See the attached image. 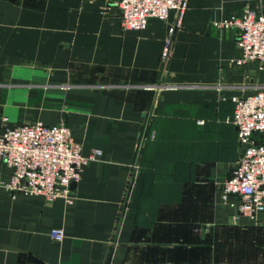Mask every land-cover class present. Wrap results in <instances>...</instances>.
Segmentation results:
<instances>
[{
  "label": "crops",
  "instance_id": "obj_1",
  "mask_svg": "<svg viewBox=\"0 0 264 264\" xmlns=\"http://www.w3.org/2000/svg\"><path fill=\"white\" fill-rule=\"evenodd\" d=\"M115 2L0 0V125L63 122L102 152L73 203L12 197L0 162V264H264V215L221 197L241 155L231 98L264 69L232 65L238 31L213 24L264 0H189L173 35L124 29Z\"/></svg>",
  "mask_w": 264,
  "mask_h": 264
},
{
  "label": "built area",
  "instance_id": "obj_2",
  "mask_svg": "<svg viewBox=\"0 0 264 264\" xmlns=\"http://www.w3.org/2000/svg\"><path fill=\"white\" fill-rule=\"evenodd\" d=\"M122 12V26L127 30H144L150 18L171 22L170 35L183 25L189 0H116ZM221 29L238 31L237 53L232 65L264 69V12L245 7L239 13L215 19ZM171 36L165 43L163 59L171 54ZM232 121L238 129L241 155L230 176L222 182V200L235 209L236 217L260 221L264 215V88L255 93L233 96ZM7 118L3 119L6 122ZM96 149L89 156L82 153V143L71 128L60 122L47 125L42 121L16 126L0 125V162L10 169L2 187L12 196L42 195L73 203L72 183L82 177L89 161L101 155ZM50 237L63 241L62 227L50 229Z\"/></svg>",
  "mask_w": 264,
  "mask_h": 264
},
{
  "label": "water",
  "instance_id": "obj_3",
  "mask_svg": "<svg viewBox=\"0 0 264 264\" xmlns=\"http://www.w3.org/2000/svg\"><path fill=\"white\" fill-rule=\"evenodd\" d=\"M75 186V182L74 183H72V187H74Z\"/></svg>",
  "mask_w": 264,
  "mask_h": 264
}]
</instances>
